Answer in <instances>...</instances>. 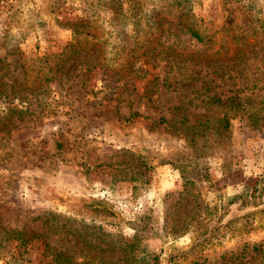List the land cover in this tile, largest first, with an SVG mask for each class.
I'll return each mask as SVG.
<instances>
[{
	"label": "rangeland",
	"instance_id": "1",
	"mask_svg": "<svg viewBox=\"0 0 264 264\" xmlns=\"http://www.w3.org/2000/svg\"><path fill=\"white\" fill-rule=\"evenodd\" d=\"M1 4L0 57L30 68L58 63L60 71L38 102L0 101V264H259L264 203L244 207L242 187L224 180L223 164L229 160L246 180L264 176V129L234 118L221 135L211 127L207 142H190L157 127L158 112L170 118L184 100L191 121L203 118L206 95L163 87L169 53L153 61L146 51L173 44L191 74L205 76L222 98L257 80L264 94V0ZM180 13L211 41L174 34ZM242 32L255 47L231 59V36ZM75 38L80 49L70 48ZM197 53L201 59L190 61ZM94 56L99 65L87 72ZM130 104L142 117L130 118ZM198 150H212L197 154L209 177L193 186L168 162ZM249 212V233L221 228L222 238L195 244L199 223Z\"/></svg>",
	"mask_w": 264,
	"mask_h": 264
},
{
	"label": "trees",
	"instance_id": "2",
	"mask_svg": "<svg viewBox=\"0 0 264 264\" xmlns=\"http://www.w3.org/2000/svg\"><path fill=\"white\" fill-rule=\"evenodd\" d=\"M118 1V0H117ZM7 0H0V8L3 7V4ZM170 16V13L168 14ZM165 18V17H164ZM190 17H186L185 13H180L177 18V24L171 26L170 28H164L165 31H172L174 27V34L184 33L189 34L192 38L196 39L198 42L208 44L211 41L206 42V35L202 33L201 27L194 21L189 20ZM175 19V18H174ZM174 21V20H172ZM239 29V27H238ZM234 31V30H233ZM264 31V28L263 30ZM235 32V31H234ZM228 35H231L227 32ZM86 36V35H85ZM232 47L234 49V55L230 58H236L242 53H247L251 49H254V45L248 40V36H244V32L234 34L231 36ZM264 39V38H263ZM262 39V40H263ZM259 40V41H262ZM152 42V41H151ZM150 42V43H151ZM82 40L80 38H75L74 42L70 44V48H81ZM173 44L161 43L160 41L157 44H150L147 48L146 55L148 59H153L156 61V58L161 56L164 53H169L166 57L167 64L165 65V77L163 82V87H171L173 85H178L180 89H185L186 92L194 95L195 93H200V95H206L201 99L203 102V108L206 107L208 113H201L203 118H198L194 121L190 120L192 115L189 112L191 109V103L187 101H180L177 105L172 106L170 110V118H167L165 115H162V110L158 112L160 115L156 121L153 122L157 127H162L165 131H170L176 134L185 135L187 140L195 141L198 137H204L207 142L206 134L211 130V127L216 128L214 136H219L222 134L220 127L228 129L231 119L240 118L245 120L250 126L254 128H263L264 129V94L261 91H257L259 80L251 86H247L245 89L237 90L233 92L231 96H225L222 98L215 93H211L210 82L205 80V76H199V73L191 74L188 65L183 64L181 59H187V55L182 53L175 54V49H172ZM161 47L171 49L167 51L165 49L161 50ZM190 61L197 62L201 59V55H197ZM215 55L210 57L214 58ZM86 57V56H85ZM85 57L82 58L84 61ZM172 57V58H169ZM226 58V56L224 57ZM67 60V59H66ZM160 61V59H159ZM86 71L89 72L93 70L95 66L99 65L98 58L90 57V60L86 62ZM181 63L183 66H181ZM8 64L11 65V68H8ZM242 67L238 65V68ZM188 68V69H187ZM21 69V70H20ZM23 69V70H22ZM69 69L67 75H69ZM176 71V69L178 71ZM60 71L58 63L44 62L39 68L25 67L24 64H12L7 62V58L0 57V101L9 102L14 105L15 101L22 103H29L32 105L35 102H38L41 98V94H44L45 90L48 89V83L53 81L56 77V74ZM243 71V70H240ZM72 76V75H71ZM188 95V94H187ZM186 95V96H187ZM189 103V104H188ZM215 104V106H212ZM154 107V106H153ZM132 112L130 118L133 117H142L138 111L134 110L133 105L130 104ZM212 110L221 111L223 115L218 117L217 114H211ZM218 122L217 126H211L212 122ZM207 148H212V145H207ZM212 150H198L195 151V154H189L182 152L180 154L181 160H172L168 163H172L176 169L179 170L181 175L184 177L186 184H191L194 186L195 182L203 181V179H208V169L200 157L202 155H197L201 153H208ZM229 160L225 159L223 168H224V180L228 179L232 182V185H237L242 187V204L244 207L255 206L257 207L260 204L264 203V176H259L255 178L245 179L242 176V173L239 170L234 169L232 164L228 162ZM219 184V182H217ZM101 204V203H99ZM99 211L110 214L107 208L104 206L101 207ZM261 211H264L262 209ZM257 212V211H256ZM211 215L212 213L209 212ZM253 212L246 213L241 217H234L229 221H224L218 219L214 221L210 218L208 224L199 223V236L195 244L206 243V240L211 239L216 234L220 238V229L221 228H237L238 231L243 233H249L254 229L253 219L251 216ZM207 218H203L205 220ZM202 238V240H201ZM202 241V242H201ZM256 251V257L259 258V264L264 262V243L254 248ZM264 264V263H263Z\"/></svg>",
	"mask_w": 264,
	"mask_h": 264
}]
</instances>
